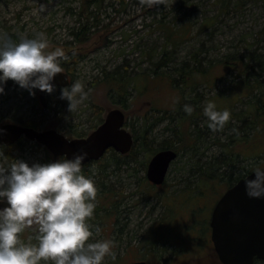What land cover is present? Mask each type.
Instances as JSON below:
<instances>
[{
	"label": "rangeland",
	"instance_id": "1",
	"mask_svg": "<svg viewBox=\"0 0 264 264\" xmlns=\"http://www.w3.org/2000/svg\"><path fill=\"white\" fill-rule=\"evenodd\" d=\"M88 16L90 23L96 18L99 22L79 42L72 31L87 23ZM39 32L48 41L46 51L64 50L67 58L60 57V63L70 61L71 54L77 56L70 65L73 79L84 85L88 96L71 112L68 99L61 98L63 88L55 89L50 96L53 108L41 109L39 88L33 95L9 78L0 93L1 114L15 120L37 118L41 127L75 137L91 132L109 109L118 107L127 113L126 127L132 133L144 128L149 132L148 150H136V160L129 165L110 167L106 186L100 182L108 158L85 168L100 189L110 191L111 214L101 210L98 217L89 218L94 232L90 239L113 241L116 258L108 256L102 264L138 259L152 264H222L211 243L212 211L232 185L231 177L234 184L256 167H264V136L252 129L231 130L229 121L222 130L212 131L203 109L181 117L173 110L182 98H196L201 107L214 101L220 110L232 105L236 112L247 111L255 93L242 84L245 79L253 84L254 75L235 66L246 61L253 65L257 61L249 57L264 56V0H100L97 5L88 0H0V37L19 42ZM164 56L170 61L161 70L170 72L187 63L209 79L202 82L205 78L198 76L203 80L193 89L178 86L179 74L148 79L154 62ZM114 70L123 78L136 77L134 87L129 85L120 98L105 77ZM250 70L260 73L259 65ZM124 93L126 107L120 105ZM240 124L233 117L230 125ZM165 141L179 147V156L166 181L154 185L147 179V165ZM23 146L12 149L16 158L29 162L61 158H54L41 144ZM222 156L233 161L215 164L213 175L198 170L211 160L219 163ZM29 236H35L32 228L21 234L25 241Z\"/></svg>",
	"mask_w": 264,
	"mask_h": 264
},
{
	"label": "clouds",
	"instance_id": "2",
	"mask_svg": "<svg viewBox=\"0 0 264 264\" xmlns=\"http://www.w3.org/2000/svg\"><path fill=\"white\" fill-rule=\"evenodd\" d=\"M48 41L43 32L33 37H22L19 42L0 37V93L12 78L21 87L46 90L52 93L53 80L63 72L60 57L67 58L62 48L46 51ZM61 98L69 101V110L88 96L84 85L76 80L64 86ZM187 114L194 107L183 105ZM203 112L212 131L222 130L229 121L228 109L220 110L208 101ZM86 150L71 158L29 162L0 153V264H102L106 257L114 260L113 241L92 240L93 227L89 218L94 214L97 186L92 176L83 171ZM255 176L247 175L246 192L250 197H264V168L256 167ZM35 226V227H33ZM32 228L35 236L28 240L21 234ZM100 231L96 226L95 232Z\"/></svg>",
	"mask_w": 264,
	"mask_h": 264
},
{
	"label": "water",
	"instance_id": "3",
	"mask_svg": "<svg viewBox=\"0 0 264 264\" xmlns=\"http://www.w3.org/2000/svg\"><path fill=\"white\" fill-rule=\"evenodd\" d=\"M53 83L56 86H70L69 73H57ZM45 93L46 90L40 93L44 105ZM125 122V111L118 107L111 108L102 123L88 135L76 138H69L53 128L38 130L17 123H5L0 125V146L14 144L26 136L47 147L55 157L71 158L78 151L86 150L88 155L83 163H88L101 159L110 148L121 154L131 151L134 134L125 126ZM178 156L179 152L172 148L155 152L147 165V179L154 185L163 184ZM247 175L254 177L255 173L251 171ZM6 204V200L0 201V207ZM210 226L214 248L222 264H255L257 259L264 260V197H250L243 177L216 202ZM129 264L150 263L141 260Z\"/></svg>",
	"mask_w": 264,
	"mask_h": 264
},
{
	"label": "trees",
	"instance_id": "4",
	"mask_svg": "<svg viewBox=\"0 0 264 264\" xmlns=\"http://www.w3.org/2000/svg\"><path fill=\"white\" fill-rule=\"evenodd\" d=\"M100 0H88L89 3H95L96 5L99 4ZM89 18L90 16H88V21L87 23H84L83 26H81L77 31H72V35L73 37L79 41L82 42L85 40L86 38V34L88 31L91 30V26L93 24H97L99 21L96 18L93 22H89ZM197 54H195L194 60L197 59L196 57ZM72 59L68 62L66 61H61V66L67 69H71L70 67L71 63H75L77 61V56L75 54H71ZM167 56H164L162 58H160L158 61L154 62V71L153 74L149 75L147 78L148 79H154L158 76L162 77V75H164L165 77H173L174 74H179L178 77V86L182 87V89H185L186 87H190V88H194L196 85L199 84V82L203 79L205 76V72H201L200 69L198 67H189L188 64L186 63V65L179 67H176L173 69V71L170 72H166L164 70H161V68L163 67L164 69H167L168 63L170 61L169 58H166ZM250 59H255V61H257L255 64L259 65L260 67V73L257 74L256 72H253L250 69H253L256 65L253 64L251 65L249 63V61H246L244 63H238L235 67V69H241L244 73L248 74V75H254V83H250L248 79H245L243 81H245L242 84L243 89L248 90L249 89V93L252 91L254 94V97L252 98V100L249 102V107L247 108L246 112H236L235 110L232 109V105L229 107L228 110H230L231 116L229 119V128L232 130H240V129H252L256 132H260L262 136H264V56L262 55H256V56H251L249 57ZM167 59V61H166ZM228 64V61H227ZM242 65V66H240ZM160 66V68H158ZM161 71H160V70ZM250 70V71H249ZM200 76V78L198 77ZM263 76V77H262ZM107 77L106 80H110L111 79V83H112V91H114L116 93V95H120L117 98L121 97V92H125L126 89L128 88L129 85H133L134 87V81L136 79V77L133 78H123L122 74H120L119 72H117V70L112 71L109 75L105 76ZM205 79L202 82H205L207 79L204 77ZM249 78V77H248ZM175 79V78H172ZM250 84V85H249ZM122 88V90H121ZM252 93V94H253ZM126 94V95H125ZM125 95V96H124ZM124 98L122 97L120 100V105H123L124 107H126L127 105V101H128V95L127 93H124ZM198 101L196 98L195 99H185L182 98L176 108L173 110L175 111L174 115L175 116H179L181 117L183 115V113H186L184 110L183 105L185 103H190L193 105L194 110H198V109H203L204 107L199 106ZM117 102V101H116ZM219 108V107H218ZM233 117H237L241 124L240 126H236L237 128H234L231 124L232 118ZM103 121V118H100L99 122L97 123V125L99 123H101ZM127 122V121H126ZM31 125L38 127V124H34L32 122H30ZM96 125V126H97ZM249 127V128H248ZM134 130V129H133ZM135 132H137L135 130ZM87 132H82V133H78L79 136H85L87 135ZM134 134V145L131 149V151L127 154H121L117 151H115L113 148H110L106 154L108 153L110 156H107L106 154L99 160L97 161H92V162H103V160L105 158H108V162L105 164L104 167H102L103 171H104V176L102 178V181L100 182L102 185L106 186L105 183V179L107 178V172L108 169L113 166V169L110 170H114L116 168H119L123 165H129L131 161L136 160V150L139 151H143V150H148V146L149 144H151V142L149 141V132L147 128H144L143 131L141 133H133ZM219 143V142H218ZM262 144V143H261ZM24 149L25 147L23 145H19L18 144H12V145H3L0 146V153H4L5 155L8 156L9 160L16 158V156H14L12 154V149ZM167 148H172L178 151V148L175 144H172L170 141H165L161 144L160 147L155 149V152L161 150V149H167ZM152 150V148L150 149ZM154 152V153H155ZM261 152H264V144H263V148L261 150ZM153 153V154H154ZM219 160V163H216L215 161L213 162L212 160L210 162H207L206 164H203L202 166L198 167V170H200L201 173L203 174H208V175H213L211 169L212 167L216 164H229V162L233 161V158L230 157H226V156H222L221 158L217 159ZM92 162H88V163H83V171L86 175H88V171L89 170H85L86 167H88L90 164H92ZM198 166V165H197ZM263 168V167H262ZM247 174L242 175L241 177H244ZM239 177V178H241ZM238 178V179H239ZM237 179V180H238ZM210 180V179H208ZM209 182V181H208ZM229 184H233L234 179L231 177L230 180L228 181ZM97 183V182H96ZM97 197L95 199V208H94V215H97L96 217L99 216V212L102 210L103 212L106 213V215H110L111 214V209H110V201L107 200V193L110 191H104L103 189H100L98 183H97ZM110 190V189H109ZM100 193V194H99ZM91 216V217H93ZM34 239V237H33ZM35 241V239H34ZM36 242V241H35ZM41 264H46V262H41ZM255 264H264V260H259L257 259L255 261Z\"/></svg>",
	"mask_w": 264,
	"mask_h": 264
},
{
	"label": "flooded vegetation",
	"instance_id": "5",
	"mask_svg": "<svg viewBox=\"0 0 264 264\" xmlns=\"http://www.w3.org/2000/svg\"><path fill=\"white\" fill-rule=\"evenodd\" d=\"M70 56V55H69ZM72 58V57H71ZM66 62H68V60H66ZM63 70L65 71V72H68L69 73V76H70V80H71V83L72 82H74V79H73V72H72V70L71 69H67V68H64L63 67ZM59 88H63L62 86H56L55 87V89H59ZM54 89V90H55ZM41 91L42 90H39V93H38V97H39V100H40V103L42 104V107H41V109H45V108H49V109H51V108H53V105H55V104H53V102H52V100H51V98H50V96H51V93H48L47 91H46V93H45V105L43 104V102H42V100H41V96H40V93H41ZM0 98H1V96H0ZM115 108V107H114ZM122 109V108H121ZM1 110V109H0ZM126 113V112H125ZM107 115V114H106ZM106 117V116H105ZM105 117L103 118V120L105 119ZM126 121H127V113H126ZM30 122H32V123H34V124H38V127H35V126H33V125H31V123ZM103 122V121H102ZM101 122V123H102ZM5 123H17V124H21V125H23V126H29V127H33V128H35V129H38V130H47V129H52V128H43V127H41L43 124H42V122L40 121V120H38L37 118H31V119H28V120H22V119H20V120H15V118H10L9 117V115H3V114H1L0 113V125L1 124H5ZM126 123V122H125ZM100 124V123H99ZM98 124V125H99ZM97 125V126H98ZM96 126V127H97ZM95 127V128H96ZM53 129H57V128H53ZM58 130V129H57ZM58 131H60V130H58ZM62 132V131H61ZM63 133V132H62ZM90 133V132H89ZM88 133V134H89ZM65 134V133H64ZM87 134V135H88ZM66 135V134H65ZM66 136H68L69 138H76V137H82V136H79L78 134H77V136H75V137H70L69 135H66ZM86 136V135H85ZM19 143V145H24V143H31V144H41V143H39V142H37V141H33V140H30V139H28L26 136H22L18 141H16L14 144H18ZM12 145V144H11ZM42 145V144H41ZM3 146V145H2ZM44 146V145H43ZM47 148V147H46ZM49 150V149H48ZM50 151V150H49ZM51 152V151H50ZM52 153V152H51ZM53 154V153H52ZM54 155V154H53ZM59 157H62V156H58V157H55L54 156V158H59ZM63 158H67V157H65V156H63ZM212 239V238H211ZM210 239V240H211ZM213 241H211V243H212ZM213 246H214V243H213ZM141 260H145V259H138V260H134V261H132V262H136V261H141ZM145 261H147V262H149L148 260H145ZM132 262H130V263H132ZM150 264H152L151 262H149Z\"/></svg>",
	"mask_w": 264,
	"mask_h": 264
}]
</instances>
